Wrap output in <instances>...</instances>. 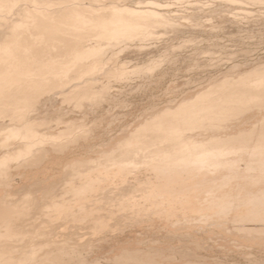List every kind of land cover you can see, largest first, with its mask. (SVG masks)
<instances>
[{"label":"bare ground","instance_id":"obj_1","mask_svg":"<svg viewBox=\"0 0 264 264\" xmlns=\"http://www.w3.org/2000/svg\"><path fill=\"white\" fill-rule=\"evenodd\" d=\"M83 1L0 0V94H13L12 99H0V109L13 115L12 127L0 126V264H64L73 259L74 264H225L210 263L195 253L196 248H206L204 242L214 232L238 240L246 253L254 251L248 246L264 247L263 60L224 72L177 103L171 101L174 106L136 120L123 129L129 131L126 137L122 132L109 140L111 149L95 148L94 156L76 153L70 160V151L55 155L42 169L25 173L21 185L7 178L21 164L42 155L46 144H58L61 137L73 139L84 128L74 118L57 117V126L49 125L54 119L35 115L32 105L15 112L17 105L40 98L45 83L72 77L74 86L90 83L107 70L106 62L113 56L119 57L123 73H150L158 57L170 53L167 43L177 34L175 29L186 25L176 20L185 17L172 6L229 3L234 6L227 10L240 17L253 12L251 4L264 6V0H110V6L107 0ZM190 37L181 35L180 44L192 43L195 36ZM158 39L167 43L164 51L157 44L162 51L155 56L151 47ZM139 43L141 50L151 45L153 52L143 53L147 58L137 61L128 46ZM209 50L205 53H214ZM125 56L136 61L134 68L124 65ZM95 61L104 64L92 69ZM15 76L22 84L8 90ZM79 91L70 87L62 95ZM61 123L68 126L61 128ZM30 138L37 141L29 142ZM98 142L81 145L85 149L102 141ZM134 153L136 160L130 158ZM65 158L62 169L59 166L63 179L57 176L48 179L50 186L26 187L17 193L21 186H29L31 177L39 179V173L56 169ZM128 222L136 225L123 232ZM137 233L152 234L150 239L160 243L142 247ZM107 238L110 245L91 250ZM34 245L36 253L31 251ZM79 248L88 254L78 256L73 251Z\"/></svg>","mask_w":264,"mask_h":264},{"label":"rangeland","instance_id":"obj_2","mask_svg":"<svg viewBox=\"0 0 264 264\" xmlns=\"http://www.w3.org/2000/svg\"><path fill=\"white\" fill-rule=\"evenodd\" d=\"M86 1H85L86 4L90 3L88 2L89 0L87 2ZM107 1L109 3H107ZM107 1L106 3L108 5L111 4L110 0ZM200 4L204 5L203 3ZM200 4L194 5L192 3L191 6L189 4V6L193 9L191 8H187V9H190L191 11L193 10L194 14L190 13V10H187L186 8L184 9L183 5L172 6V8L174 7L177 10H181L178 11L180 14L182 15L184 14V16H182L175 11L176 12L175 15H177L178 17L181 16L185 17V18H177L176 20L178 22L186 23L185 25L186 28L185 27L183 28V26H181L182 29L180 27L176 28L175 29L176 30L175 33H177L176 35H174L175 34L174 32L172 33L170 32L169 35L172 34L175 36V37L172 36L173 39L171 40L169 39L168 43L166 42L168 47L170 46L169 47L170 49L169 48L167 49L168 51H170V53L168 55H164L163 57H158L157 66L150 73H142L139 75L126 74V72L123 73L121 69L122 64L119 61V57L113 56L106 62L108 66L107 70H104L102 73H98V76L94 78L92 82L90 83L82 82L80 84H77V86H74L75 83L72 80L75 77L74 78L72 77L68 79L62 78L61 82L58 83H52V84L45 83L42 87V91H41L42 96L40 98H35V101L31 102V104L29 105L26 103L17 105L15 107V112L21 109H25L26 107L32 105L31 107L34 109L33 112L35 115L47 116L48 118L54 119L52 121L48 120V124L54 125V127L57 126L56 123L59 120L56 119L57 117L74 118L79 120L81 123H84L85 125H83L84 128L81 131V133L77 134L76 137H74L73 139L68 140L67 137L63 138L60 136L61 139L58 140L61 141L60 143L58 144L56 143L52 145L46 144L47 146L46 145L45 146L47 147V149L43 151L42 155L38 156V158L32 161H27L21 164L18 167L19 169L17 168L14 171H12L10 173L11 175L9 174L7 178H10L9 179L10 181H15L16 183H20L17 185H21L22 184L21 180H24L25 173L30 174L34 169L40 170L46 166L48 160L53 156L60 154L64 156L65 153L69 151L71 154L67 155V158L70 157L68 158V160L75 157L77 154L78 155L80 154L79 156L81 157L82 156L85 157L92 154H93L92 156H94V154L96 155V153L93 152L95 148L97 150L101 147H107L109 145V140L111 141L114 136L123 132V134L126 137L129 131L127 130L124 131L123 129L131 125L136 120L138 119L141 120L147 115L155 111L157 112L165 106H170V105L174 106L175 104H171V101L175 100V102L172 103H177L179 100L184 98V96L189 91L195 92L196 89H199V87H201L202 85L206 86L207 84H209V82L214 81L216 77L218 78L220 75L224 74V72L232 73L237 69H242L241 67L245 68L247 66L252 65L253 63L255 64L257 63V61L261 62V60H263L264 62V57H263L264 56V13H262L264 12L263 5L256 4L254 6V4L253 5L251 4L250 8L251 10L253 8V12L247 14V16L240 17V16H234L232 12L227 10L229 7L231 8L232 6H234L229 3L214 6L215 9L213 10H212L213 6L212 7L208 6L207 8L205 7L206 5L200 6ZM218 6L219 7L222 6V8L220 7L218 10L217 8ZM259 6H261L262 8ZM203 7H205L204 10ZM205 9L208 11H205ZM214 11L215 12L218 11L219 15L217 14L218 12L215 13ZM227 11L229 12V14ZM255 11L256 13L258 12L259 14L258 13L255 14ZM213 13H215V15ZM250 15L252 16L249 17ZM188 16L190 18H188ZM211 24L212 25L215 24L214 29H212L213 26ZM211 33H213L212 36H210ZM180 34L182 36L185 34L188 35L189 37L191 36L190 38H194L195 36V39L192 43L189 42L181 45L180 41H182V39L180 38L181 36ZM164 38L165 37H163V39ZM158 40L160 42L158 41L152 43V46L153 45L154 46L151 47V45H149L147 49L145 48V50L140 49L141 47L140 43L139 45L130 44L128 48H130L131 51L133 50L132 56H134V58L138 56L139 59L137 60L136 58L137 61L140 60V56L142 57L141 60H143L144 56L147 58V56L145 54L143 55V53L151 52L152 51L151 48H153V50L156 49L153 53L155 54V56L158 55V53L156 52L162 51L160 49H163V51L165 50L166 43H164L163 40L161 41V39ZM215 42H218V45L220 46L219 47L217 45L219 48L217 52H216L217 46H214L215 48L213 47V44H216ZM210 43L211 45L209 46ZM157 44H159L158 46L160 47V49L159 47H157ZM173 44H174V49L171 48L173 47L172 46ZM179 45L181 46L179 47ZM121 48L122 47H118L117 49H121ZM213 48L215 49L216 54ZM208 49H212L214 53L206 54L205 52H208L207 51ZM212 50H209V52ZM123 58H124L123 61L125 66L134 68V66L136 65L135 64L136 61L133 58L126 56ZM250 62L251 64H249ZM103 64L104 63L95 61L92 64V69H100ZM77 68H83V66H79ZM67 76H69V74ZM19 84H22V80L19 78V76H15L11 80V83L7 85V88L8 90H12L11 87L20 88ZM89 86L94 87L93 90L84 93L86 90H88ZM70 87H74L80 91L72 94L69 97L63 96L62 94H66V93H62V92L64 90L70 89ZM12 98H13V94L7 92L0 94V99H12ZM164 103L167 105H165ZM12 117L13 115H6L5 112H3L0 109V126L5 125L6 128H8V126L12 127L13 125V123H11ZM67 123L70 124L71 122L68 121ZM68 124L61 123L60 126L62 128L65 125L68 126ZM103 136H105L107 139ZM96 138L97 140H95ZM86 140L91 142L93 141V143H95L96 141L97 142L102 141L104 143L98 142L99 146L92 145V147L89 146L84 149L82 148L81 144L87 142ZM28 141L36 142L37 140L36 138L33 139L30 138V140ZM45 146L44 148H46ZM107 148L111 149L112 145L108 146ZM81 152L83 153V155H81ZM148 154L149 152H146L145 156H147ZM135 155L136 153L131 155L130 158L136 160ZM137 157H138L137 159H139V154H137ZM67 158L58 162L59 165H57L58 167L56 166V169L58 170H56L55 168L52 169V171L50 170L51 174L48 169L47 172H43L41 174L39 173V179L38 176L31 177L29 181L30 183L29 186L27 185L21 186L23 187V189L20 187L21 189H18L17 193H21L22 190L25 191L26 187L28 189L36 186L35 189L36 188L40 189L44 185H47V183L50 186L51 183L48 182V179L51 180L57 176L60 177L59 179L61 178L63 179L64 171L61 170L59 172V166L62 169V165H64L65 162L68 161L66 160ZM58 172L61 176H59ZM48 174L50 175L48 176ZM31 180L33 181L31 182ZM128 223H126L127 225L125 224L126 229L124 228L123 232L124 231L128 232L129 229H133V227L136 225V223L134 225L133 222H128ZM145 229L147 230L148 228ZM156 230L160 232L162 231L161 233L164 232L163 228H159ZM227 231L228 229H226V232ZM227 233H229V231ZM137 234H139V236L143 238L141 240L142 244L141 242H139V245L142 247H146L148 244L153 242L160 243V241H153L150 239V237L153 236L152 234H151L152 236L147 235L146 233H141V234L137 233ZM212 237H213L212 239H208V242L207 241L204 242L205 244L204 246H206V248H201V251L200 248L199 249L196 248L195 251V253L202 254L203 257L207 259V261L209 260L208 262L213 263L221 260L225 264H243V263L264 264V260H263L264 247L253 249L248 246L247 249L249 250L252 249V251L253 250L254 251L253 253H246L245 251H242L243 249L240 245H237L238 240L232 239L230 236L224 237V235H222L221 233L219 235V232H214L212 234ZM232 240L234 242H232ZM144 241L146 242V244L144 243ZM206 242L209 245H206ZM96 243H98V245L97 246L95 245V247L93 246L91 248V250L94 248L93 252L97 251L99 245L103 244L105 246H108L110 245L109 243H112V241L111 239L107 238L104 240L102 239L100 241H97ZM143 244H145V246ZM81 249L79 248L78 252L77 250L73 252H76L75 254H77L78 256H81L83 252L82 256H85L88 250L83 248L82 251ZM31 251H34L36 253V251H38V248L35 247L34 245V249ZM223 251L224 253H222ZM107 252L108 251H106L105 253ZM79 253H81V255H79ZM105 253H102L101 255H105ZM254 254L256 255L257 258L254 256ZM89 255L92 256L95 254H89ZM253 256L256 259H254ZM99 258L100 260L103 259L101 256ZM249 258L252 259L249 261ZM258 259L262 261L260 262ZM73 260H72L73 262L67 261L64 264L67 263L74 264L75 259ZM103 261L105 260L103 259Z\"/></svg>","mask_w":264,"mask_h":264}]
</instances>
